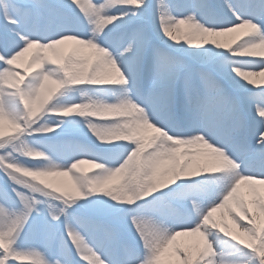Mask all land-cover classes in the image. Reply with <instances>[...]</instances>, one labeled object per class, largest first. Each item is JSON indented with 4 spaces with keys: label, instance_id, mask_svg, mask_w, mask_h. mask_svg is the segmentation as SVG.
Instances as JSON below:
<instances>
[{
    "label": "snow or ice",
    "instance_id": "6c2138e0",
    "mask_svg": "<svg viewBox=\"0 0 264 264\" xmlns=\"http://www.w3.org/2000/svg\"><path fill=\"white\" fill-rule=\"evenodd\" d=\"M0 264H264V0H0Z\"/></svg>",
    "mask_w": 264,
    "mask_h": 264
},
{
    "label": "bare ground",
    "instance_id": "6f19581e",
    "mask_svg": "<svg viewBox=\"0 0 264 264\" xmlns=\"http://www.w3.org/2000/svg\"><path fill=\"white\" fill-rule=\"evenodd\" d=\"M174 3H181L182 0H173ZM234 34H226L224 37H221L220 39L224 40V41H227V40H230L232 38ZM254 79L256 80H260L261 77H254ZM91 166L88 165V164H84L82 165V168H84L85 170H88ZM66 181V178H62ZM230 223V221H229ZM191 241V238L190 237H178L177 238V243H189Z\"/></svg>",
    "mask_w": 264,
    "mask_h": 264
}]
</instances>
